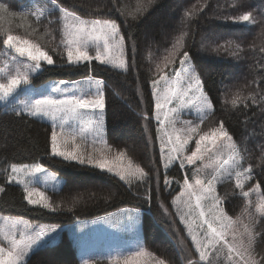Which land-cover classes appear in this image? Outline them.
<instances>
[{"label":"trees","instance_id":"1","mask_svg":"<svg viewBox=\"0 0 264 264\" xmlns=\"http://www.w3.org/2000/svg\"><path fill=\"white\" fill-rule=\"evenodd\" d=\"M0 2L8 4L10 11L16 13H30L37 8L44 10L45 18L39 25L31 16L21 19L5 15L0 20V29L3 30L0 31V41L5 31L22 36L41 45L55 61L53 65L44 64L42 70L32 77V87L41 89V86L56 85L63 80L79 82L82 91L94 92L95 89H89L88 82L103 80L105 142L116 152L124 151L150 176L147 185L140 181L129 185L95 166L53 156L50 119L18 118L11 108L0 106V185L5 186V192L0 193V213L37 223L71 226L61 234L58 242H48L35 250L27 264H82L84 260L111 264L108 256H123L132 249L131 243L124 244L122 237L114 234L115 231H108L116 224H123L124 218L121 217L129 214L135 217L136 223L141 222L140 247L168 264L199 261L186 226L172 206L173 198L182 190L185 176L191 179L192 169H181L178 162L164 169L160 160L161 143L157 139L163 135L161 125L154 118L155 101L151 96V80L158 78L157 64L169 74L172 67H179V57L168 68H164V58L182 35L184 47L181 51L186 49L190 52L191 66L214 104L213 112L207 115L204 123H199V135L218 127L222 121L244 157L243 166L252 169V179L245 182L243 191L250 193L258 184L264 198V101L260 99L264 96V51H261L264 48V24L261 23L264 21V0H155L149 10L135 20L122 12L135 13L138 0H57L56 5L52 0ZM57 5L82 17L116 21L127 41L128 71L96 61L91 65L67 64L66 57L61 55L62 34ZM193 7L199 11L192 17H186L185 13ZM167 8L169 10L165 12ZM241 10L251 11L256 23H234L227 19L241 14ZM157 16H167L170 20L161 25ZM49 20L53 23H48ZM33 28L36 31L33 32ZM217 30L223 32L211 37L210 34ZM229 44L231 47L227 51L219 47H228ZM2 48L0 43V50ZM156 58L157 63L154 62ZM176 80L177 77L172 75V85L161 82V93L174 86ZM250 93L257 97L255 104L251 99H243ZM238 94L241 99L234 106L231 101ZM25 96L27 98V93ZM25 96H21V100ZM145 114L150 118L144 119ZM188 114L194 116L197 113L194 109L184 110L180 118ZM71 123H75L77 128L87 127V124ZM11 163L41 165L44 171L31 178L33 184L44 190L50 202L59 207L53 211L29 205L23 199L22 186L6 183V169ZM165 177L171 182L169 186L164 184ZM215 189L214 194L221 198L220 206L225 213L232 220L243 219L249 226L254 236L253 255L257 259L264 256V216L250 205L251 196L243 197L234 178L216 183ZM136 209L140 211L137 213ZM86 234L92 236L93 242H100L97 243L100 246L107 241L113 245L88 252L85 250L88 241L79 243ZM183 253L187 254L185 259L181 255ZM209 258L212 264H228L218 256Z\"/></svg>","mask_w":264,"mask_h":264},{"label":"snow or ice","instance_id":"2","mask_svg":"<svg viewBox=\"0 0 264 264\" xmlns=\"http://www.w3.org/2000/svg\"><path fill=\"white\" fill-rule=\"evenodd\" d=\"M52 3L56 5L57 0H52ZM154 3L155 0H138L135 13L122 12V14L131 15L135 20L147 12ZM57 7L59 21L62 25L60 45L63 51L61 55L62 58L66 57L67 64L91 65L93 61H96L102 65L107 64L113 68L128 71L127 41L116 21L84 19L65 7L58 5ZM198 11L199 9L193 7L185 13V16L192 17ZM5 15L18 16L21 19L31 16L37 25L45 18L43 9L37 8L30 13H16L10 11L8 4L0 2V20H3ZM227 19L234 23H256L253 13L247 10H241V14L227 17ZM48 23H53V21L49 20ZM261 23L264 24V21ZM0 31L3 30L0 29ZM32 31L36 29L33 28ZM183 39L182 35L164 58V68H168L175 63L176 57H179V67H172V72L169 74L157 64L158 78L151 80L153 89L151 96L155 101L156 110L154 118L164 129L172 130L171 133L165 130L163 136H157L161 143L160 160L163 162L164 169L177 162L179 168L184 169L186 166L196 165L197 161H202L205 157L209 160H218L222 150L228 149V159H224L215 166L204 164L203 167L195 168L194 183L189 182V178L185 176L182 191L172 201V206L177 208V215L181 222L185 223L191 242L199 255V261H190V264H212L209 257L224 249H227L229 264H264V256L257 259L253 255L254 236L249 226L244 225V232L241 233V236L247 237V243L243 239L237 241L235 233L238 229L234 228L236 222L225 213L223 207L220 206L221 198L214 194L216 183L234 177L236 187L241 190L243 197H249V192L243 189L245 182L252 179L251 167L243 168L244 157L240 155L238 145L233 141L222 121L218 127L211 129L210 133L199 135V124L191 120H180V114L184 110L194 109L199 114V123L202 124L214 109L210 95L203 90L202 82L191 66L190 52L186 49L181 51L184 47ZM0 43L27 60V62L17 64V56H12L15 71L14 73H3L6 79L0 80V102L11 105L12 113L18 118L45 117L52 121L50 146L53 156L61 157L65 161H76L81 165H93L109 173L115 172L121 181L129 185L133 181H140L146 185L150 182L149 173L139 166H134L130 158L125 163H121L125 161L124 151H118L111 159L106 154L111 151V146L103 139L106 104L103 80L88 82L89 89H95L94 92L82 91L79 82L63 80L55 86H41L42 88L50 87L48 92L40 91L32 87V77L44 64L53 65L55 63L52 55L34 41L8 34L6 31ZM132 47L135 51L134 43ZM219 47L227 51L231 45ZM236 47L239 48V45ZM261 51H264V48ZM172 75L177 77L174 86L167 87L161 93V82L165 85H172ZM61 85L64 86L63 89ZM22 89L27 93V99H18ZM238 99H241L239 94L233 97L231 103L235 106ZM243 99H251L253 104L257 102L256 95L252 93ZM260 99L264 101V96ZM149 118L148 114L144 115V119ZM70 122H78L81 126L87 124V127L77 128L75 123L70 124ZM177 122L183 127L176 128ZM173 134H175L174 139ZM194 135H199V138L195 140V150L186 154L189 151V142ZM221 139L229 143L218 144L217 141ZM205 141L211 147H208ZM207 167H212L213 172L205 183L203 179L198 178V174ZM43 171L41 165L11 163L6 169V183L22 186L23 199L29 205H41L55 211L59 205L51 203L49 196L39 187L34 186L31 179ZM26 177L29 179H25ZM170 183L165 177V186H169ZM258 188L259 185H256L251 191ZM4 192L5 186L0 185V193ZM177 201L181 202L182 207L177 205ZM69 210L71 211V208ZM257 210L261 216H264V202L258 206ZM127 219L132 224L135 223L133 215L129 214ZM0 221H2L0 223V264H27L26 257L29 256L34 246L48 237L50 233L57 232L56 226L34 229L25 221L7 216H0ZM230 231L233 233L231 241L227 238ZM142 256L151 257L152 253L146 252L143 247H138L137 250L125 256L110 255L107 259L111 261V264H135L136 258ZM82 264H89V261L84 260ZM158 264H165V262L159 260Z\"/></svg>","mask_w":264,"mask_h":264},{"label":"rangeland","instance_id":"3","mask_svg":"<svg viewBox=\"0 0 264 264\" xmlns=\"http://www.w3.org/2000/svg\"><path fill=\"white\" fill-rule=\"evenodd\" d=\"M169 8H170V7H169ZM169 8H167V9L165 10V12H168ZM67 9H68L69 11L74 12L73 10H71V9H69V8H67ZM74 13L77 14L76 12H74ZM166 14H168V13H166ZM77 15H79V14H77ZM81 17H82V16H81ZM82 18H84V19H94V18H87V17H82ZM156 18L159 19L161 25H165V24H167V23L169 22V20H170L169 17H167V16H157ZM61 26H62V25H61ZM222 32H223L222 30H217V32H215V34H210V35H211V37H215V36L221 34ZM17 36H18V35H17ZM20 37H21L22 39H27V38H24V37H22V36H20ZM13 55H16V56H17V61H16L17 64H19V63H21V62H27L26 58H21V57H19L18 54L15 53L13 50H10V49L5 48V47L3 46V48L0 50V80L6 79V78L3 76V73H5V72H12V73H14V71H15V65H14V63H13V61H12V56H13ZM154 62H155V63L158 62V61H157V58L154 60ZM110 66H111V65H110ZM199 66L203 68L202 65H199ZM118 70H120V69H118ZM120 71H122V70H120ZM49 86H55V85L50 84ZM61 89H63V88L61 87ZM39 90H40V91L48 92V91H50V87H49V88H42V87H41V89H39ZM23 95L25 96V92H24L23 89H22V90L19 92L18 99H22L21 96H23ZM24 99H27L26 96H25ZM0 106L5 107V108H11V105H5L3 102H0ZM180 120H191V121H193L194 123L199 124V114H195L194 116L188 114V115H186L185 118H180ZM182 127H183V125L180 124V123L178 122L176 128L179 129V128H182ZM160 128H161V129H160V132L162 133V135H163V133H164L165 130L169 131V133L172 131L170 128H169V129H164V127H163L162 125H161ZM206 133H210V131H208V132H206ZM173 135H174L173 138H175V134H173ZM201 135H203V134H201ZM124 136H125L126 138H128V134H125ZM198 138H199L198 135H194V136H193V139L189 142V145H188V149H189V151H188V153H186V154H190V152H191L192 150H195V140L198 139ZM103 139H104V136H103ZM104 140H105V139H104ZM78 142H79V140H78ZM205 143L208 144L207 141H205ZM217 143H218V144H221V143L226 144V143H229V142H228V141H224L223 139H221V140H218ZM69 147H70V146H69ZM100 147H102V146H100ZM208 147H211V145L208 144ZM88 151H91V149H88ZM116 153H117V152H116L114 149H111V151H108L106 154H107V156L111 159V158H113V157L116 155ZM127 159H129V158H128L127 156H125V161H122L121 163H125V162L127 161ZM224 159H228V149H227V148H224V149L222 150V154H221V156L218 158V160H215V161H214V160H209L207 157H205L204 160H202V161H197L196 165L186 166V167L192 169V170H191V179H189V182H193V183H194V170H195V168H197V167H203L204 164H211V165L215 166L217 163L222 162ZM74 162H76V161H74ZM76 163H77V162H76ZM88 165H89V164H88ZM133 165H134V166H138V165L135 164L134 162H133ZM91 166H93V165H91ZM139 167H140V166H139ZM186 167H185V168H186ZM140 168H141V167H140ZM243 168H244V169H247V167H245V166H243ZM99 169H100V168H99ZM104 171H106V170H104ZM106 172H108V171H106ZM212 172H213V168H212V167L204 168V170L198 174V178L203 179L204 182L207 183V178L210 176V174H212ZM108 173H109V172H108ZM110 174L117 176V175L115 174V172H112V173H110ZM233 178H234V177H233ZM234 179H235V178H234ZM224 180H225V179H224ZM183 184H184V183H183ZM183 184H182V186H183ZM256 185H258V184H256ZM256 185H254L253 188H255ZM253 188H252V189H253ZM40 189H41V188H40ZM41 190H42V189H41ZM42 191H44V190H42ZM181 191H182V190H181ZM179 194H180V193H179ZM179 194H178V195H179ZM249 194H250L249 196H251V197H250V205H251L252 208H253V209H254V210L260 215V213H259V211H258L257 209H258V206H259L262 202H264V201H262L263 196H262V194H261L260 186H259L258 189H256L255 191H251ZM178 195H177V196H178ZM177 196H175L173 199H175ZM172 201H173V200H172ZM177 205L182 207V204H181L180 201H177ZM35 206H41V205H35ZM41 207H42V206H41ZM173 209H174V211L177 212V208H176V207L173 206ZM136 212L138 213L139 211H136ZM0 216H6V215H3V214L0 213ZM7 217H10V218H12V219H16V220H22V221H25V222H27V223H28L32 228H34V229H38V228H40V227H51V226H54V225H52V224L33 222V221L29 220V219H26V218H23V217H19V216H7ZM178 217H179V215H178ZM121 218H124V219H123V222H122L123 224H121V225L116 224L113 228L110 227V228L108 229V231H115L114 234H115L116 236H120V237H122L121 239H122V242H123L124 244H129V243H131V248H132V249L130 250V252L135 251V250L138 249V247H140V246H139V243H140V238H141V236H142V232H140L139 229H140L141 222H138V221H137V223H136V220H135V223L132 224L131 222L128 221L127 216H123V217H121ZM134 218H135V217H134ZM179 219H180V217H179ZM231 219H232V218H231ZM232 221L236 222V223L234 224V228H235V229H238V231L235 233V236H236L237 241L243 239L244 242L247 243V237H246V236H241V233L244 232V225H247V224H245V223L243 222V219H234V220H232ZM0 223H2V221H0ZM182 224H183V226H185V223L182 222ZM123 227H124V229L121 230L118 234H116V231L120 230V229L123 228ZM70 228H71V226H70ZM57 231H59V230H57ZM186 232H187V229H186ZM187 233H188V232H187ZM87 234H89V233H87ZM87 234L85 235V237H84L83 240H80L79 243H80V245H81V244H83L85 241H88V242L86 243V248H85V250L88 251V252H89V251H97V250H100V248L106 247L107 245H109V246H112V245H113L112 242L107 241L105 245L100 246V245H98L100 242H97V241H94V242H93L92 236L87 235ZM109 234H110V233H109ZM57 235H58L57 232H56V233H50L48 237H45L43 241H41L38 245H35L32 251H34V250H36V249H38V248L44 246L47 242H50V241H45V240H47V239H52V238L55 239V238L57 237ZM188 236H189V235H188ZM227 238L229 239V241L232 240V238H233V233H232V231L229 232ZM90 239H91V240H90ZM97 239L100 240L101 238L97 237ZM190 239H191V238H190ZM44 241H45V242H44ZM42 242H43V243H42ZM53 242H55V241H52V243H53ZM81 242H82V243H81ZM41 243H42V244H41ZM97 243H98V244H97ZM40 244H41V245H40ZM117 244H119V241L117 242ZM143 248H144V247H143ZM32 251H31V252H32ZM145 251H146V252H150V251H148L147 249H145ZM31 252H30V253H31ZM30 253H29V255H30ZM150 253H151V252H150ZM125 255H126V254H124L123 256H125ZM181 255H182V257L185 259V255H187V254H186V253H183V254H181ZM211 256H218L219 258L224 259V260L229 264V261H228V259H227L228 253L226 252L225 249H224L223 251H220L219 253H213ZM26 258H27V257H26ZM159 260H162V259L158 258L155 254L152 253V256H151V257L142 256V257H138V258H136L135 264H158V261H159ZM164 262H165V261H164ZM185 263H186V264H189V263H187V262H185ZM89 264H93V263L89 262ZM165 264H168V263L165 262Z\"/></svg>","mask_w":264,"mask_h":264}]
</instances>
